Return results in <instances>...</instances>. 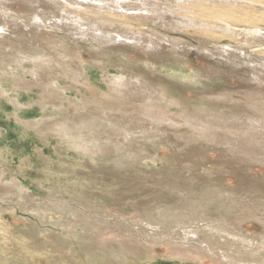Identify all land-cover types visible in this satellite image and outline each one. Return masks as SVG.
Here are the masks:
<instances>
[{
	"label": "rangeland",
	"instance_id": "374dc122",
	"mask_svg": "<svg viewBox=\"0 0 264 264\" xmlns=\"http://www.w3.org/2000/svg\"><path fill=\"white\" fill-rule=\"evenodd\" d=\"M35 1L0 0V24L4 26L8 22L9 27L5 28L13 38L7 43L0 41V58L4 59H0V65L4 63L0 69L10 65L9 76L0 73L4 77L0 76V80H5L0 84L6 91V95L0 93V193L11 189V182L15 184L18 180L31 196L28 201L14 197L2 204L11 209L4 213L3 222L7 227L0 230V235H7L0 236L4 252L22 258L25 262L21 264H102L94 262V258L75 262L59 248L37 250L38 245L27 236L30 232L21 233L26 223L37 221L29 210L27 213V207L56 201L75 210H86L85 219L96 216L97 220L91 225L96 231L101 230L105 240L114 237L115 232L126 236L118 239L123 242L124 264H220L215 255L222 253L232 258L221 264H246L245 257L237 254L238 242L232 243L234 236L238 240L251 241L252 248L264 241V0H119L113 3V11L124 12L125 8L134 7L136 14L143 10L141 17H126L137 29L128 37L134 38V33L140 38L131 40L135 42L134 48L109 47L98 57L88 52L85 43L81 45L86 49L76 50V53L70 49V44L63 39L74 42L80 31L59 13L58 8L43 0L36 1L38 7L29 5ZM118 4L124 10H119ZM5 12L12 16H5ZM14 15L24 24L13 21ZM36 15L47 22V29H54L53 35L33 28ZM135 22L148 29L142 30L139 25L137 28ZM229 25H236V28ZM253 27L257 31L250 32ZM35 47L52 57L53 65H43L51 79L57 80L56 73L63 74L59 79L65 88L63 96L54 92L47 94L46 86L52 82L35 81L28 73L31 67L34 69L33 64L25 63L19 68L11 62V57H6L19 48L33 54L37 51ZM62 52L71 57L81 56L87 75L79 77L76 65L62 66L63 58L57 55ZM92 59L101 61L106 72L99 66H92ZM112 75L129 79L131 87L123 91L124 95H116L109 89L105 80ZM14 77L19 90L11 86L16 80ZM139 84L142 85L139 87ZM149 91L159 93L150 97ZM157 94L161 97L157 98ZM13 98L18 99L19 104ZM157 100L164 101L159 104ZM85 112L108 121L94 134L98 141H122V132H111L109 125L122 123L133 131V145H119L127 151L126 158L114 163L119 154L114 150L102 154L90 147L87 152L75 150L66 142L70 136L62 139V134L45 129L50 120L61 121ZM193 205H201V209L191 211ZM149 213L186 217L185 227H162L163 230L157 231L161 236H156L143 220ZM195 213L200 214V221L203 220L197 224L201 228H206L207 222L219 216L227 220L218 225L228 229L229 241H213L200 235V240L205 241L200 247L209 245L212 252L207 247L190 252L181 248L177 243L184 238V230L196 227L187 219H195ZM70 217L62 220L61 228L38 224L55 234L74 238L69 232L75 226L73 222L77 225L80 218L74 221V217ZM68 222L71 224L67 225ZM79 234L80 238L88 237ZM163 234H168L165 240ZM91 240L95 243V237ZM80 242L77 245H82ZM240 251L245 252L244 249ZM92 253L98 254L93 250Z\"/></svg>",
	"mask_w": 264,
	"mask_h": 264
},
{
	"label": "bare ground",
	"instance_id": "6f19581e",
	"mask_svg": "<svg viewBox=\"0 0 264 264\" xmlns=\"http://www.w3.org/2000/svg\"><path fill=\"white\" fill-rule=\"evenodd\" d=\"M9 1H12V0H9ZM27 1V0H25ZM37 1V0H36ZM36 1L34 3H28L30 6H34V7H38L37 6V3ZM41 1V0H40ZM119 0H43V2H46L47 4L51 5V6H54L56 8H58L59 10V13H61V15L66 18V20H71L73 22L72 25L75 26V28H77L80 33L78 35V32L77 35L78 37L76 38V41L74 42H71L70 40H68L67 38H64L63 39V42H68L69 47L70 49L72 50H75V53H76V50H83V47L81 45V43H85L87 44L88 46L86 47L88 52L96 57L100 56L102 52H104L106 49H108L109 47L112 48V47H123V48H134V45H135V39L137 38H140V36L136 35L133 33L134 35V38H129V34L133 32V30H137L134 25V22L133 21H130L129 19H127L126 17L127 16H132L133 15H140L141 17V12H137L136 14L135 11L136 9H134V7L131 9H127L125 8L124 10V7L123 6H119V10L122 9L124 10V12H117V11H113L112 7H113V3L117 2ZM131 1V0H130ZM141 2V0H139ZM197 2L199 0H196ZM221 1V0H220ZM232 1V0H231ZM236 1V0H234ZM233 1V2H234ZM238 1V0H237ZM241 1V0H240ZM243 1V0H242ZM241 1V2H242ZM246 1V0H245ZM23 2V1H22ZM129 2V1H127ZM188 2V1H187ZM195 2V1H194ZM228 2V1H227ZM244 2V1H243ZM249 2H252V1H249ZM13 3V2H12ZM21 3V2H20ZM132 3V2H131ZM193 3V2H192ZM3 5V2L1 3ZM26 4V3H25ZM27 4V5H28ZM251 4V3H250ZM253 4V3H252ZM28 5V6H29ZM45 5V4H44ZM133 5V4H132ZM47 6V5H46ZM116 6V5H115ZM137 6V5H136ZM2 7V6H0ZM4 7H5V3H4ZM48 7V6H47ZM122 7V8H121ZM8 8V7H7ZM6 8V9H7ZM24 8V7H23ZM28 8V7H27ZM31 8V7H30ZM6 9H3L4 11ZM53 9V8H52ZM135 11H134V10ZM1 9V11H3ZM25 10V9H24ZM33 10V9H32ZM117 10V9H115ZM7 11V10H6ZM6 13V12H5ZM151 13V12H150ZM43 15V14H42ZM146 15V14H145ZM5 16H12L11 13L7 12L5 14ZM15 16V15H14ZM54 16V15H53ZM143 16V15H142ZM150 16V15H149ZM19 17V16H18ZM17 16H15L14 18H12L13 21L17 22V23H20V24H24L23 21H21ZM33 17V16H32ZM61 17V16H60ZM59 17V18H60ZM132 17H130L132 19ZM138 17V18H140ZM44 18V17H43ZM147 18V17H145ZM143 18V19H145ZM134 19V18H133ZM62 20V18H61ZM59 20V21H61ZM65 20V19H64ZM190 20V19H189ZM58 21V23H59ZM144 21V20H143ZM146 21V20H145ZM222 21V20H221ZM7 22V21H6ZM31 22V21H30ZM56 22V21H55ZM54 22V23H55ZM70 22V23H72ZM226 22V21H225ZM5 23V21H4ZM8 23V22H7ZM4 24V26H1L0 24V41H4L7 43V41L9 42L11 39H13L10 35H12L11 32H9V29L8 28H5V27H9L8 25ZM47 23L46 21L44 22L42 20V16L40 15V17L38 15H36V18H34V20L32 21V24H33V28L35 29H39V31L41 30H44L45 34H49L51 36V34L53 35V30L54 29H47V25L45 24ZM52 23V22H51ZM50 23V24H51ZM69 24V22H67ZM191 23V22H190ZM224 23V22H223ZM222 23V25H223ZM3 24V23H2ZM60 24V23H59ZM62 24V23H61ZM135 24L137 25V22H135ZM6 25V26H5ZM66 25V24H65ZM138 25H139V22H138ZM138 25L136 26L138 28ZM212 25V24H211ZM225 25V24H224ZM11 26V25H10ZM24 26V25H23ZM26 26H29V25H26ZM25 26V27H26ZM51 26V25H50ZM64 26V25H63ZM62 28H65V26ZM71 26V25H70ZM146 26V25H145ZM144 25L140 26L139 25V28H147L148 27H145ZM199 26V25H198ZM233 26V25H231ZM229 25V27H231ZM236 26V25H235ZM233 26V27H235ZM22 27V26H21ZM72 27V26H71ZM205 27V26H204ZM232 27V28H233ZM41 28V30H40ZM53 28H56L53 27ZM60 29V27H58ZM226 28V27H225ZM236 28V27H235ZM74 29V27H73ZM142 29V30H143ZM146 29V31H147ZM150 29V28H149ZM213 29V28H212ZM231 29V28H230ZM228 28V30H230ZM93 32H91V31ZM206 30V29H205ZM84 31V33H82ZM89 31L91 33H89ZM102 31V32H100ZM250 32H255L257 31V28L253 27L251 29H249ZM55 32V31H54ZM66 32V31H65ZM97 32H100V33H97ZM121 32V33H120ZM126 32V33H125ZM147 32H150V31H147ZM146 32V33H147ZM152 32V31H151ZM36 33V32H35ZM136 33V32H135ZM37 34V33H36ZM40 34V32H39ZM73 34V33H72ZM114 34V36L112 35ZM138 34V33H137ZM152 34V33H151ZM231 34V33H230ZM229 34V35H230ZM17 35V33H16ZM56 35V34H55ZM54 35V36H55ZM58 35V34H57ZM143 35V34H141ZM146 35V34H145ZM71 36V35H70ZM148 36H150L148 34ZM19 37V36H18ZM143 37V36H142ZM145 37V36H144ZM154 37V36H153ZM16 38V37H15ZM61 38V37H60ZM152 38V37H151ZM19 39V38H18ZM132 39H134V43L131 41ZM143 39V38H142ZM147 39V38H146ZM138 40V39H137ZM136 40V41H137ZM150 40V39H148ZM251 40V39H250ZM59 41V40H58ZM143 41V40H140V42ZM155 42V39H152V42ZM166 41V40H165ZM14 42V41H13ZM48 42V41H47ZM139 41H137L136 43H138ZM151 43V41H148ZM3 43V42H1ZM49 43V42H48ZM5 44V43H3ZM9 44V43H8ZM53 44V43H52ZM50 44V45H52ZM56 44V43H55ZM141 43H138V45H140ZM153 44V43H152ZM49 45V44H47ZM54 45V44H53ZM58 45V44H57ZM56 45V48L58 49L59 48V45L57 46ZM62 45V44H61ZM138 45H136L135 47H137ZM142 45V44H141ZM140 45V46H141ZM139 46V47H140ZM153 46V45H151ZM17 47V46H16ZM55 47V46H54ZM138 47V48H139ZM143 47V45H142ZM155 47V46H154ZM2 48V47H1ZM5 48V47H4ZM7 48V47H6ZM5 48V49H6ZM13 48V47H12ZM55 48V49H56ZM85 48V49H86ZM144 48V47H143ZM148 49V47H146ZM145 48V49H146ZM152 48V47H151ZM9 49V47H8ZM15 49V48H13ZM20 49V48H19ZM15 50L11 55H8L6 54L5 56L8 58H12L11 59V62L19 67V66H24L25 63H31L33 64V67L34 69H32L31 67V72L27 71L28 73H31L35 78L34 80H45L46 82L49 81V83H51V85L47 84V94H51V93H58V95H61L63 96L64 94V91H65V88L61 86L60 84V78L63 76V74H60V73H54L55 75H57V80L55 79H51L49 76H48V73L45 71V69L43 68V65H46V66H49V65H53L51 63V59L52 57L50 56H47L46 54H44V50L43 49H40V47H35L34 49H36L37 51H35V53L33 54H28L26 52V50ZM251 49V48H250ZM29 50H32V49H29ZM48 50H51L53 51L54 48H48ZM149 50V49H148ZM153 50V48H152ZM12 51V50H11ZM144 51V50H143ZM159 51V50H158ZM5 52V50H4ZM151 52V51H150ZM9 53V54H10ZM72 54V53H70ZM78 54V52H77ZM58 56L62 57V66H65V67H68L70 66L71 64L73 65H76L79 69V72H78V76H82V77H85L88 73V71H86L87 67L84 66V62L82 61L81 59V56L78 57V55L76 57H71V56H67L66 54H63V52L61 54L57 53ZM118 56V54H116ZM4 57V56H3ZM123 58V57H122ZM2 59V58H0ZM243 59V58H242ZM4 60V59H2ZM56 61V60H55ZM3 63V61H1ZM60 62V61H59ZM1 63V64H2ZM56 63V62H55ZM92 63L93 65L92 66H99L100 69H104L105 68L102 66V62L99 61V60H95V59H92ZM4 64V63H3ZM2 64V65H3ZM2 65H0L2 67ZM60 65V64H58ZM86 65H90V64H86ZM6 67L4 68H1L0 69V73L3 72L5 74V76H9V73L8 71H10V65H5ZM62 66L59 67V69L61 71H63L64 69H62ZM98 67V68H99ZM20 68V67H19ZM51 73L53 72L52 70L53 69H48ZM101 71V70H100ZM103 72V71H102ZM106 72V70H105ZM72 73V72H71ZM118 73V72H117ZM8 74V75H7ZM106 74V73H105ZM121 74V73H120ZM74 75V74H73ZM108 75V74H107ZM119 75V73H118ZM1 77L2 74L0 75ZM16 76V75H15ZM0 77V78H1ZM17 77V76H16ZM75 78H73V80H76V76L74 75ZM4 78V77H3ZM6 78V77H5ZM15 78V77H14ZM33 78V77H32ZM106 78V77H105ZM104 78V79H105ZM8 80V78H6ZM11 79V77H10ZM9 79V80H10ZM13 79V78H12ZM16 79V78H15ZM13 79V81L15 80ZM19 79V78H18ZM48 79V80H47ZM81 79V78H80ZM137 79H140V78H137ZM2 80V79H1ZM0 80V81H1ZM6 80V81H7ZM21 80V79H20ZM129 80V79H127ZM126 80L125 77H122L121 75L120 76H116V75H112V78H108L106 79L105 81H107L106 83L108 84L109 86V89L116 93V95H122L123 94V91L126 90L127 88L131 87L129 84H128V81ZM134 81H136L135 79H133ZM141 80V79H140ZM3 81V80H2ZM22 81V80H21ZM103 81V80H102ZM5 82V80L3 81ZM11 81H9L10 83ZM31 82V81H30ZM39 82V81H38ZM75 82V81H74ZM104 82V81H103ZM141 82V81H140ZM139 82V83H140ZM1 83V82H0ZM13 83V82H12ZM137 83V82H136ZM11 84V83H10ZM34 84V83H33ZM44 84V83H42ZM143 84V82H142ZM142 84H139V87L140 85ZM35 85V84H34ZM11 86H15L17 87L16 90H19V86H18V81L17 79L15 80L14 84H12ZM22 86V85H21ZM39 87H41L40 85H38ZM44 86V85H43ZM148 86V85H147ZM19 87V88H18ZM37 87V86H36ZM149 87V86H148ZM43 88V87H42ZM41 88V90H43ZM45 88V86H44ZM24 89V88H23ZM73 89V87H72ZM148 88H146V91H147ZM151 89V88H150ZM40 90V88H39ZM75 90V89H74ZM131 90V88H130ZM139 90V89H138ZM152 90V89H151ZM13 91V89H12ZM46 91V90H45ZM71 91V90H69ZM153 91V90H152ZM149 93L152 95L150 97H153V93L152 92ZM44 92V90H43ZM158 92V91H157ZM155 91L154 94L157 93ZM0 93L1 94H5L6 95V91L2 88L1 84H0ZM42 93V92H41ZM39 93V94H41ZM46 92H44L45 94ZM77 93V92H76ZM138 93V92H136ZM145 93V92H144ZM148 93V92H147ZM148 93V94H149ZM159 93V92H158ZM126 94V93H125ZM139 94V93H138ZM42 96H44L43 94H41ZM46 95V94H45ZM124 95V94H123ZM128 95V94H127ZM160 95V94H159ZM157 94V98L159 96ZM162 95V97H161ZM160 97L161 99H164L163 98V94L161 93ZM2 96V95H1ZM56 96V95H55ZM145 96V95H144ZM156 96V95H155ZM59 97V96H58ZM118 97V96H117ZM148 97V96H147ZM149 97V98H150ZM159 97V98H160ZM165 97V96H164ZM16 98V97H15ZM13 98L14 102L15 103H18L19 104V101L18 99H15ZM65 98V97H63ZM145 98V97H143ZM155 99H157L156 97H154ZM12 99V98H11ZM151 99V98H150ZM153 99V98H152ZM159 99V100H161ZM166 100V98H165ZM10 101V100H9ZM152 101V100H151ZM150 100L148 102L150 103H153L151 102ZM158 101V100H157ZM164 101V100H163ZM163 101H160L161 103ZM11 102V101H10ZM14 102H12L13 105H16ZM54 102V101H53ZM82 101H77V103H81ZM148 102H146L148 104ZM160 102L158 101L157 103L160 104ZM51 103V102H50ZM57 103V102H56ZM149 103V104H150ZM177 103V102H176ZM175 103V104H176ZM21 104V103H20ZM45 104V103H43ZM53 105V103H51ZM55 104V103H54ZM83 104V103H82ZM57 105V104H55ZM152 105V104H150ZM149 105V106H150ZM169 105H170V102H169ZM172 105V104H171ZM174 105V103H173ZM17 106V105H16ZM42 106H45V105H42ZM58 106V105H57ZM179 106V105H178ZM13 107V106H12ZM17 107H20V106H17ZM53 107H55L53 105ZM175 107V106H173ZM59 108V107H58ZM20 109V108H19ZM45 109V108H44ZM54 109V108H52ZM263 109V108H262ZM62 111V110H61ZM52 119H53V116H52ZM59 119V118H58ZM57 119V120H58ZM43 120V119H42ZM55 120V118H54ZM48 121V120H46ZM38 122V121H37ZM31 123V122H30ZM108 123V121L105 119V118H100V117H97L93 114H90V113H83L80 115L76 114V116H69V118H65V119H62L61 121H48V124L46 126V130L48 132L52 131L53 132H58L59 135L62 134V139L63 137H68L70 136V139L68 138L66 140V142H68V144L70 146H72V148H74L75 150H80V151H83V152H87V150H90V148L96 150L97 152L99 151L101 154L102 153H109L108 151H115L119 154H117V158L113 161L114 163H119L122 161V159L126 158V153L127 151L119 148V145L122 144V147L124 146H132L134 141H135V134L133 133V131H130L129 128H126L124 127V125L122 126V123H116L114 125H109L110 129H111V132H119L121 131L122 132V136H121V139L122 141H114V140H111V139H107L105 141H98L96 139V137L94 136V134L98 133V128H100L102 125H106ZM34 124V123H33ZM40 124H43L40 122ZM218 124V123H217ZM225 124V123H224ZM35 125V124H34ZM34 125H32V128L33 130L34 129ZM37 125V124H36ZM42 127V126H41ZM44 127V126H43ZM35 128H37V126H35ZM217 128V127H216ZM261 128V127H260ZM38 129V128H37ZM251 129V128H250ZM256 130V129H255ZM45 131V130H43ZM38 132V131H37ZM46 132V131H45ZM47 132V133H48ZM71 132L73 133V136L71 135ZM57 133V134H58ZM55 134V133H53ZM37 135H39L37 133ZM47 135V134H46ZM64 135V136H63ZM91 135V138H89V136ZM41 136V135H40ZM49 136V135H48ZM198 136V135H197ZM210 136V135H209ZM45 138V137H44ZM59 138V137H58ZM210 138V137H209ZM209 138H206V139H209ZM214 139V137H212ZM66 139V138H65ZM64 141V140H63ZM65 143V141H64ZM46 144V143H45ZM67 144V145H68ZM111 144H114V146L111 148V147H108L109 145ZM90 147V148H89ZM66 148V147H65ZM69 148V147H68ZM67 148V149H68ZM131 148V147H130ZM90 152V151H89ZM94 152V151H93ZM133 152V151H131ZM130 152V153H131ZM82 153V152H81ZM77 154V153H76ZM95 154V152H94ZM97 154V153H96ZM99 154V153H98ZM114 154V153H113ZM129 154V153H128ZM106 155V154H105ZM116 155V154H115ZM132 155V154H131ZM77 156V155H76ZM84 156V154H83ZM87 155H85L86 157ZM90 156V155H89ZM79 157V156H78ZM81 157V155H80ZM98 158V157H97ZM101 158V157H99ZM91 159V158H90ZM3 171V170H2ZM0 174H1V171H0ZM3 174V173H2ZM1 177V176H0ZM1 179V178H0ZM11 181V179H10ZM9 181V183H10ZM18 183H12V188L11 189H7V191L5 192H1L0 193V230L2 229H5L7 227V224L3 222V218H4V213L5 211H7L9 208L7 207H4V203H6L7 201L13 199L15 197V199L19 200L20 201L24 200L26 201L27 199H30L31 196L29 194H27L25 192V188L23 187V185L21 184V182H19L17 180ZM5 183V182H4ZM3 183V184H4ZM10 183V184H11ZM2 184V183H1ZM7 184V183H6ZM8 185V184H7ZM3 186H6L5 184ZM8 187V186H7ZM10 187V186H9ZM4 188V187H3ZM213 197V196H212ZM28 201V200H27ZM11 202V201H10ZM36 202V201H35ZM56 202V201H55ZM55 202H49L48 204H45L44 205V202H43V205L44 206H36V207H33V208H28L27 207V213L29 212L30 215H32L33 217L36 218V222L34 223H26L25 224V227L23 226L22 228V232L24 235H26V233H29L30 232V235H27L29 236V239L33 240L34 243L36 245H38L37 247H35L37 250H41L42 248H59L60 250H62L63 252L67 253L68 256H70L72 258L73 261L77 262L83 258V259H93L94 262L97 260L98 262L100 261L102 264H124L126 262V260L124 259V251H123V242H120L118 241V239H125L126 236H123L118 234L117 232H115L114 234V237L108 239V240H105L104 236L102 235L101 230L99 231H96L93 227H92V223L94 222V220H97L95 217L96 216H92L93 218H89V219H85L84 217L86 216V210L83 212V210H75V209H72V207L70 208L69 206H67V204H63V203H55ZM210 202V201H209ZM16 203V202H15ZM40 203V202H39ZM42 203V202H41ZM23 204V203H21ZM19 205V204H18ZM35 205V204H34ZM9 206V205H7ZM194 206V208L191 210V208ZM193 206H190L191 208L189 209V211H194V212H197L196 209H201V205H193ZM32 207V206H31ZM230 208V207H229ZM11 210V209H9ZM29 210V211H28ZM202 211V210H200ZM230 211V209H229ZM9 212V211H8ZM226 212V211H225ZM196 214V218L195 219H190L187 217L188 221H190L192 224H194L196 227L195 229H191L189 231H186L182 230L183 232V236L184 238L181 239V241L179 243H177L178 245L181 246V248H184L185 250H187L188 252L190 251H194V250H204L205 247L208 248L209 251L212 252V249H210L209 245H205L203 248L200 247V244L205 242L203 240H200L201 237L200 235H204L206 236L209 240H212L213 241H216V240H224V242H226V239L228 240V236H229V233L227 232L226 228L224 227H221L219 226L220 224H222L223 222H226L223 220L222 217H217L216 219L210 221V222H207L206 223V228H201L199 226H197V224H199V222L203 221L201 220L200 221V214L198 213H195ZM68 215L71 217L73 216L74 217V221L76 218H80V220L76 221L78 222V224L76 225V223L73 222V225L75 224V226H72L73 228H71V231L69 232L70 234L72 233L74 235V238H71V237H65V236H62V235H59V234H55V232H51L50 229L48 227L46 228H41L39 226L38 223H41L42 224H50V225H58L60 228V224H62V220L66 219L68 217ZM78 215V216H77ZM88 215V214H87ZM182 215V214H181ZM90 215H88L89 217ZM70 217V218H71ZM26 218V217H25ZM81 218H84L85 220H82ZM186 217H181V216H178V214H173V213H166V214H155V213H149L146 215V217H144V222H146L145 224L147 225V228H149L151 231V234H155L156 236L160 235L157 233L160 232V228H166L167 226H169V228H181L183 229V227H185V224H184V220H185ZM222 218V219H220ZM100 220V219H98ZM104 220V219H103ZM34 221V220H33ZM68 221V220H67ZM70 221V219H69ZM93 221V222H92ZM141 221V220H140ZM25 222V221H24ZM28 222V220H27ZM142 222V221H141ZM99 223V222H98ZM103 224V222H100ZM99 225H102L100 224ZM203 223V222H202ZM64 224V223H63ZM67 225L71 224L70 222L66 223ZM94 224V223H93ZM107 224V222H106ZM104 224V225H106ZM219 224V225H218ZM225 224V223H224ZM228 224V223H227ZM215 225H217V227H215ZM63 226V225H62ZM78 227V230H76V228ZM225 226V225H224ZM54 227V226H53ZM68 227V226H66ZM194 227V226H193ZM64 228V227H63ZM162 228V230H163ZM168 228V227H167ZM69 229V228H68ZM190 229V228H189ZM65 230V229H64ZM55 231V230H54ZM145 231V230H144ZM178 231V230H177ZM75 233H77V236L75 235ZM79 233H82V235H87L88 237L85 239L84 238H80L82 237L81 234ZM135 233V232H134ZM64 235V233H62ZM107 234V233H106ZM147 234V233H146ZM162 234V233H161ZM90 235V236H89ZM141 235V234H140ZM178 235V234H176ZM0 236H3L4 238L7 236L6 234H2ZM130 236V235H129ZM161 236V235H160ZM168 234H163V237L162 239L165 240L167 238ZM92 237H95V243H93L94 241L91 240ZM218 237V238H217ZM236 236H234L233 238V241L232 243L234 242H238V249H244L245 252L242 253L240 250L237 252V254L240 255H243V259L245 257V260H247L246 264H264V241L261 240L260 241V244L259 245H256L252 248L253 244L251 243V241H247V240H243V239H235ZM127 238V237H126ZM145 238V237H144ZM173 238V237H172ZM171 239H167V240H172ZM203 238V236H202ZM94 239V238H93ZM263 239V238H262ZM4 240V239H3ZM86 240V241H85ZM90 240V241H89ZM134 240V239H133ZM81 241V242H80ZM88 241V242H87ZM114 241V242H113ZM153 241V240H152ZM229 241V240H228ZM227 241V242H228ZM230 241V242H231ZM77 242H80L82 243V245H77ZM156 242V240H155ZM159 242V241H158ZM210 242V241H208ZM222 242V241H221ZM249 242V243H248ZM122 243V244H121ZM147 243V242H146ZM169 243V242H168ZM212 243V242H211ZM234 243V244H236ZM196 244V246H194ZM247 244V245H246ZM2 242L0 241V264H21V261H24L22 260V258L20 259L19 257H12L10 255H7L6 252H4L3 248H2ZM244 245H246L244 247ZM35 246V245H34ZM172 246H174L172 244ZM216 246V245H215ZM190 247H192V250L190 249ZM213 247V246H212ZM233 247V246H232ZM136 248V247H135ZM138 249V248H137ZM178 249V248H177ZM35 250V251H37ZM92 250L97 252L98 254H93L92 253ZM181 250V249H180ZM182 251V250H181ZM184 251V250H183ZM233 251V250H232ZM142 252V251H141ZM211 252H208V253H211ZM198 253V252H197ZM206 253V252H205ZM233 253V252H232ZM196 254V253H195ZM199 254V253H198ZM236 254V253H235ZM236 254V255H237ZM128 255V254H127ZM186 255V254H185ZM215 255V254H214ZM146 256V255H145ZM198 256V255H197ZM200 256V255H199ZM212 256V255H211ZM149 257V256H148ZM180 257V256H179ZM215 257L218 258V262L221 264L223 262H227V261H230L232 257L230 256H227L225 254H220L219 256L215 255ZM236 257V256H235ZM183 258V257H182ZM238 259V257H237ZM203 259H201L202 261ZM121 261H123V263H121ZM240 261V260H239ZM25 262V261H24ZM23 262V263H24ZM234 262V261H233ZM236 262V261H235ZM245 262V261H244ZM22 263V264H23ZM82 263V262H81ZM228 263V262H227ZM238 263V262H237ZM243 263V262H242ZM93 264V263H92Z\"/></svg>",
	"mask_w": 264,
	"mask_h": 264
}]
</instances>
